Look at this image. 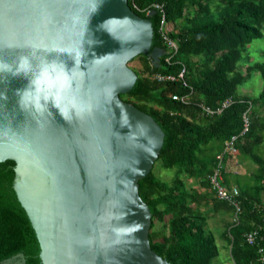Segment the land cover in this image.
<instances>
[{
  "label": "water",
  "instance_id": "water-1",
  "mask_svg": "<svg viewBox=\"0 0 264 264\" xmlns=\"http://www.w3.org/2000/svg\"><path fill=\"white\" fill-rule=\"evenodd\" d=\"M153 40L129 0H0V162H16L43 264H171L140 195L165 131L121 97L131 61L159 65Z\"/></svg>",
  "mask_w": 264,
  "mask_h": 264
},
{
  "label": "trees",
  "instance_id": "trees-1",
  "mask_svg": "<svg viewBox=\"0 0 264 264\" xmlns=\"http://www.w3.org/2000/svg\"><path fill=\"white\" fill-rule=\"evenodd\" d=\"M129 4L151 18V51L163 52L159 65L150 54L136 57L141 60V67L134 69L138 80L130 92L121 94L162 126L165 141L155 165L159 162L174 171L166 181L154 165L140 180V195L153 214L152 248L171 264H225L215 263L220 247L209 227V219L221 215L220 236L233 264H264L260 253L264 240L254 245L246 241L247 232L259 225L264 236V51L259 60L248 51L263 36L264 0H129ZM150 10L155 12L148 14ZM163 13L172 29H163ZM164 34L176 42L177 51ZM160 74L178 79L160 80ZM254 74L263 78V89L257 95L241 92ZM174 94L188 99H174ZM227 99L232 102L220 113L204 112L202 105L217 109ZM233 137L236 153L228 151ZM236 156L254 166L245 174L222 170L230 187L229 174H234L240 192L237 217V207L221 199L210 180L222 160ZM15 166L11 159L0 162V263L24 253L27 264H43L36 231L14 189Z\"/></svg>",
  "mask_w": 264,
  "mask_h": 264
},
{
  "label": "rangeland",
  "instance_id": "rangeland-1",
  "mask_svg": "<svg viewBox=\"0 0 264 264\" xmlns=\"http://www.w3.org/2000/svg\"><path fill=\"white\" fill-rule=\"evenodd\" d=\"M172 28H173V23L169 22L167 29H172ZM248 51H250L253 59L259 60L263 58L262 55L264 51V29H263V36L253 41L250 44ZM130 65L134 69H138L141 67V60L139 58H136L135 60L130 62ZM262 89H263V78L261 77L260 74H254L240 87L241 92H245L253 95H257ZM219 166L222 168V170H225V173L240 172L242 174L247 173L248 168L254 167L253 164H248L242 158L237 156L234 157V159L230 158L228 160L226 159L222 160ZM154 169L159 175V177L162 178L163 180L169 181L173 177L174 171L171 169L161 167L159 162L156 163ZM229 175H230V179L228 182H230L231 186H233L235 184L234 174H229ZM190 181L192 182L193 179L191 178ZM223 183L227 187H230L226 184L225 179L223 180ZM194 185L196 187H199V184H194ZM223 226L224 225L221 215H217L209 219V227L215 231L217 243L220 247V253H221V255L216 259L215 263L225 260L226 262L233 264V261L229 258L230 252L228 251L227 248H225L226 242L220 236V230H222Z\"/></svg>",
  "mask_w": 264,
  "mask_h": 264
},
{
  "label": "built area",
  "instance_id": "built-area-1",
  "mask_svg": "<svg viewBox=\"0 0 264 264\" xmlns=\"http://www.w3.org/2000/svg\"><path fill=\"white\" fill-rule=\"evenodd\" d=\"M157 9H161L163 10V6L162 5H156L155 6ZM153 10H150L148 12V14H150ZM168 24L166 22V15L165 13H163V21H162V27L163 29L167 28ZM164 39L166 40L167 44L169 45V47L174 50L177 51L178 47L176 42L167 34H164ZM184 72L185 69L180 73L179 77L183 78L184 76ZM158 79L160 80H177V76L173 75V74H169V75H158ZM185 84H187L185 82ZM174 99L177 100H181L183 102L187 101V96H180L179 94H174L173 95ZM231 99H227L222 106L218 107L217 109H214L208 105H202L203 110L206 114H216V113H220L225 107H227L228 105L231 104ZM249 123H248V119H246V128L245 131L248 129ZM236 139V137H233L232 140L228 143V151H230L231 153H236L237 149L234 147V140ZM221 158V157H220ZM210 180L211 183L213 185V188L216 190L217 195L223 199V200H227L230 203H232L233 205H235L237 207V214L236 217L238 215V212L240 211V203L238 201V197H239V189L237 186L233 185L231 187H227L224 183V175L222 172V168L219 166L218 168H216V170L214 171L213 174L210 175ZM262 229L263 226L259 225L258 227L254 228L253 230L247 232L246 234V241L251 244L254 245L256 243H258V240H264V236L262 235ZM260 253L262 254V258L264 260V247L260 248ZM225 264H231L229 262H226ZM235 264V263H234Z\"/></svg>",
  "mask_w": 264,
  "mask_h": 264
},
{
  "label": "crops",
  "instance_id": "crops-1",
  "mask_svg": "<svg viewBox=\"0 0 264 264\" xmlns=\"http://www.w3.org/2000/svg\"><path fill=\"white\" fill-rule=\"evenodd\" d=\"M0 264H19L17 260H11V261H5V262H1Z\"/></svg>",
  "mask_w": 264,
  "mask_h": 264
}]
</instances>
